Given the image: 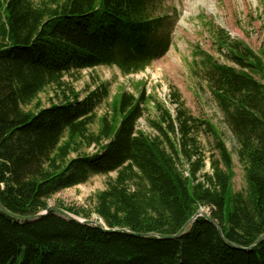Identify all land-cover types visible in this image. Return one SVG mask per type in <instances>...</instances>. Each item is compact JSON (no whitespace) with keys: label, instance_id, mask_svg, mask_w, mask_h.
I'll list each match as a JSON object with an SVG mask.
<instances>
[{"label":"trees","instance_id":"obj_1","mask_svg":"<svg viewBox=\"0 0 264 264\" xmlns=\"http://www.w3.org/2000/svg\"><path fill=\"white\" fill-rule=\"evenodd\" d=\"M160 5L0 0V201L13 213L35 215L53 194L102 174L108 179L91 207L106 227L175 234L209 207L222 235L202 216L178 237L161 239L103 232L53 211L32 220L0 211V264H264V238L254 244L264 232V50L201 17L224 61L195 45L190 72L206 82L236 143L244 179L239 191L232 187V154L212 123L196 124L181 109L173 117L154 102L156 116L146 121L156 133L148 135L136 128L149 99L144 90L137 98L115 93L97 117L105 85L82 100L62 85L64 74L83 68L113 65L128 74L164 55L171 31ZM47 87L54 93L43 105L38 95ZM95 121L97 130H90ZM200 128L212 138L211 174L201 181L196 173L204 158L191 135ZM65 210L87 219L91 214L82 207Z\"/></svg>","mask_w":264,"mask_h":264},{"label":"rangeland","instance_id":"obj_2","mask_svg":"<svg viewBox=\"0 0 264 264\" xmlns=\"http://www.w3.org/2000/svg\"><path fill=\"white\" fill-rule=\"evenodd\" d=\"M33 1L53 4L55 0ZM160 1L161 14L169 17L167 22L171 31V44L163 56L141 70L142 72L128 73L126 76L113 65L83 68L72 74H64L61 78L62 85L68 87L70 91L78 93L79 100L84 99L89 92L96 91L105 85L107 95L95 103L94 113L97 117L108 111V103L115 93L124 90L137 98L144 90L145 97L148 96L149 99L145 105L144 117L138 120L136 128L148 135L156 133L146 121V119L156 116L154 102L163 104L173 117L176 115L177 109H181L186 115L195 118L196 124H199L200 121L212 123L220 131L222 139L232 154L233 190H242L244 187L243 170L236 159V143L223 122L222 113L210 95L206 82H198L191 74L190 63L195 45L201 50L211 52L216 58L221 57L215 52V48L211 44V36L201 23V17L207 22L211 21L216 26L223 28L231 38L244 41L254 51H263L264 0ZM170 20L172 23H169ZM221 60L224 61V58L221 57ZM53 93L54 90L47 87L45 92L42 91L38 95V98L43 105H48ZM173 94H176L177 97H174ZM97 126L98 122L95 121L89 126V129L96 131ZM191 135L195 136L204 158V167L196 173V180L201 181L204 174H211L209 156L212 138L202 128L198 132H192ZM93 150L94 148L90 147L86 152L91 153ZM182 167L183 172L187 174V167L184 165ZM109 176L114 177V173ZM107 179L106 175H91L85 182L53 194L47 202L49 205L62 209L88 208L91 211L89 219L102 222L105 225L103 220L92 211L91 199L96 192L105 188ZM201 210L208 212L209 207H203Z\"/></svg>","mask_w":264,"mask_h":264},{"label":"water","instance_id":"obj_3","mask_svg":"<svg viewBox=\"0 0 264 264\" xmlns=\"http://www.w3.org/2000/svg\"><path fill=\"white\" fill-rule=\"evenodd\" d=\"M0 211L5 213L6 215L15 218V219H20V220H32L35 218H38L39 216L45 215L46 213H48L49 211H53L59 215H61L62 217L68 218V219H72L77 221L80 224H88V225H92L95 226L96 228L102 230L103 232H127L130 233L134 236L137 237H145L147 235H154L158 238L161 239H170V238H176L178 237L188 226L189 224L196 219L198 216H202L204 217L206 220H208L209 222L214 223L213 219L210 217L209 212H205L203 210H199L198 212H196L181 228L180 230H178L177 233L175 234H157V233H133L128 231L127 229L124 228H108L106 227L102 222H98L96 220H92V219H85V218H79L77 216L72 215L71 213H68L66 210L58 207V206H54V205H49L45 210L35 214V215H18L16 213H13L11 211H9L0 201ZM215 226L217 227V230L219 232L220 235H222V231L221 228L215 224ZM264 238V232L260 235V237L254 242V244H256L257 242H259L260 240H262ZM236 247L240 248V249H245L247 250L248 247H243L240 245H236Z\"/></svg>","mask_w":264,"mask_h":264},{"label":"bare ground","instance_id":"obj_4","mask_svg":"<svg viewBox=\"0 0 264 264\" xmlns=\"http://www.w3.org/2000/svg\"><path fill=\"white\" fill-rule=\"evenodd\" d=\"M210 157V156H209ZM188 172V171H187Z\"/></svg>","mask_w":264,"mask_h":264}]
</instances>
